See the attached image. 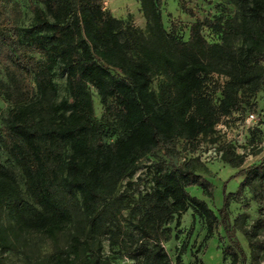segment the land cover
<instances>
[{
	"label": "trees",
	"instance_id": "trees-1",
	"mask_svg": "<svg viewBox=\"0 0 264 264\" xmlns=\"http://www.w3.org/2000/svg\"><path fill=\"white\" fill-rule=\"evenodd\" d=\"M178 1L192 13L188 1ZM104 2L30 0L32 23L20 27L0 0V95L9 104L0 148L25 179L24 192L0 163V246L16 248L36 235L57 245L69 232L72 249L39 264H75L82 248L81 264H110L100 244L90 248L105 232L115 236L107 227L110 197L141 160L162 153L180 163L160 158L153 166L152 190L140 202L135 263L185 264L181 252L171 259L164 242L172 239L171 224L178 229L192 210L206 225L205 241L225 229V262L248 264L229 207L264 181V158L240 170L245 178L237 193H225L218 215L188 192L199 186L213 197V185L197 172L199 159L181 156L196 153L202 139L215 143L222 116L259 112L254 99L264 91V0H229L232 17L196 19L187 40L166 30L164 0H140L146 31L105 11ZM57 76L65 77L68 92L60 101ZM91 89L103 105L101 122ZM224 151L222 160L244 164L233 146ZM244 234L252 248L259 246L256 231Z\"/></svg>",
	"mask_w": 264,
	"mask_h": 264
},
{
	"label": "rangeland",
	"instance_id": "rangeland-1",
	"mask_svg": "<svg viewBox=\"0 0 264 264\" xmlns=\"http://www.w3.org/2000/svg\"><path fill=\"white\" fill-rule=\"evenodd\" d=\"M189 2L188 9L192 13L183 11L178 0H164L162 6V17L164 26L169 33L176 32L177 36L187 40L189 28L196 19L214 18L224 16L230 18L234 15V7L229 0H186ZM8 15L17 26L29 27L33 20L30 0H5ZM104 10L110 12L114 17L124 20L130 26L146 31L147 21L142 11L140 0H105ZM210 42L214 41L210 32L205 33ZM239 46V44H238ZM0 68V77L3 76ZM59 90V101L68 97L66 79L57 76L54 80ZM94 102V117L96 121H102L103 105L95 89H91ZM257 102L260 119L264 124V91L260 92L254 99ZM9 111V104L0 95V129ZM238 116L234 122H238ZM240 121V120H239ZM264 130V129H263ZM252 138L247 140L243 150L251 157L245 156V162L241 167H234L222 159L201 160L199 152L185 154L189 158H199L195 162L197 172L205 177L213 185V197L205 194L199 186H191L188 192L208 203L214 212L220 215L224 207L225 193H237L244 178L239 174L240 170L259 164L264 158V131L252 132ZM219 144L224 147L227 136L216 134ZM245 142V141H244ZM212 146L210 139H202L201 150L208 152ZM182 149L183 146L179 145ZM252 147V148H250ZM251 149L248 152V149ZM160 158L166 159L171 164L180 163L175 158H168L162 153L144 158L138 163L133 177L123 179L113 196L110 197L112 207L109 210L107 227L114 233L105 232L95 240L90 241L92 251H97L98 245L102 246V256L110 264H136L135 248L140 239V231L137 224L140 218L141 198L152 190L153 166ZM0 163L14 172L16 178L25 192V179L21 170L14 164L8 150L0 148ZM28 201L30 199H27ZM229 218L236 229V237L248 256V264H264V181L254 182L250 188H246L241 198L232 202L229 207ZM3 223L7 224L5 218ZM173 229L172 239L164 242V246L170 257L175 261L181 252L185 264H230L224 261V251L229 246L228 236L223 227H220L214 237L205 241L206 225L198 216L189 210L181 218V226L176 229L175 223L171 224ZM248 230L251 234L256 231L258 236L255 240L259 246L252 248L249 239L244 234ZM177 237V239H176ZM85 237H83L84 239ZM73 247L70 233L62 235L58 244L42 236H32L21 241L16 248H3L0 246V264H39L42 260L56 253H63ZM84 248L75 264H81L84 260Z\"/></svg>",
	"mask_w": 264,
	"mask_h": 264
},
{
	"label": "built area",
	"instance_id": "built-area-1",
	"mask_svg": "<svg viewBox=\"0 0 264 264\" xmlns=\"http://www.w3.org/2000/svg\"><path fill=\"white\" fill-rule=\"evenodd\" d=\"M216 78H218V76H216ZM219 79V78H218ZM223 79L221 78V82ZM238 116V122L235 123L234 122V117ZM264 124L262 122V120L260 119L259 114H257L256 112H248L245 116H243L240 113H234L232 116H222L221 120L219 121V123L217 124L215 130H216V134H219L220 136H227V142L224 141V146L230 145L233 146L235 152L237 155H241V156H249L250 155L246 154V152L243 150L242 146H247L246 142L247 140H245L247 137L248 139L252 138V132L255 130H259V131H264ZM215 134V138L217 139V141L215 143H212V146H209L208 152H205V150H201V145L200 148L198 149V157L201 158V160H203V162H205L204 160L210 161L211 159H222L224 156V147H222L218 142V138L216 137ZM245 141V142H244ZM262 146H264V140H263V144ZM252 148V147H250ZM248 149L247 151L250 152L251 149ZM199 159V158H198Z\"/></svg>",
	"mask_w": 264,
	"mask_h": 264
}]
</instances>
